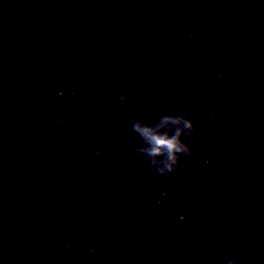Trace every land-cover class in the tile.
<instances>
[{
  "label": "water",
  "instance_id": "95a60500",
  "mask_svg": "<svg viewBox=\"0 0 264 264\" xmlns=\"http://www.w3.org/2000/svg\"><path fill=\"white\" fill-rule=\"evenodd\" d=\"M168 114L161 172L134 125ZM233 258L264 264V0H0V264Z\"/></svg>",
  "mask_w": 264,
  "mask_h": 264
},
{
  "label": "clouds",
  "instance_id": "9594fccd",
  "mask_svg": "<svg viewBox=\"0 0 264 264\" xmlns=\"http://www.w3.org/2000/svg\"><path fill=\"white\" fill-rule=\"evenodd\" d=\"M219 76L221 79L227 78L224 73H219ZM168 123L180 125V127H178L175 133L171 135L166 131H157V129L162 128ZM134 128L140 131L148 141L150 147L147 149V152L149 155L154 156L161 152L166 153L165 167L160 169L161 172L165 170H167L168 172L174 171L180 164L181 157L179 154L183 153L185 156H190L193 152L192 146L185 140L181 139V133L185 129L189 130V136H191L195 132V124L193 120L186 114L165 115L161 118L160 122L154 126L143 125L142 122L138 121L134 125ZM228 264H236L235 258L229 261Z\"/></svg>",
  "mask_w": 264,
  "mask_h": 264
}]
</instances>
